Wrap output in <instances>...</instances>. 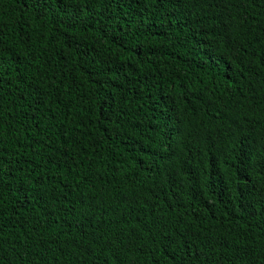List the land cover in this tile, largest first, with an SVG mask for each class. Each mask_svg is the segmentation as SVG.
Masks as SVG:
<instances>
[{"label": "trees", "instance_id": "1", "mask_svg": "<svg viewBox=\"0 0 264 264\" xmlns=\"http://www.w3.org/2000/svg\"><path fill=\"white\" fill-rule=\"evenodd\" d=\"M0 264H264V0H0Z\"/></svg>", "mask_w": 264, "mask_h": 264}]
</instances>
